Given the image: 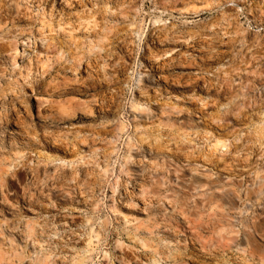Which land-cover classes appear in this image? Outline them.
<instances>
[{
  "label": "rangeland",
  "instance_id": "rangeland-1",
  "mask_svg": "<svg viewBox=\"0 0 264 264\" xmlns=\"http://www.w3.org/2000/svg\"><path fill=\"white\" fill-rule=\"evenodd\" d=\"M241 6L2 0L0 264H244L264 23Z\"/></svg>",
  "mask_w": 264,
  "mask_h": 264
},
{
  "label": "clouds",
  "instance_id": "clouds-1",
  "mask_svg": "<svg viewBox=\"0 0 264 264\" xmlns=\"http://www.w3.org/2000/svg\"><path fill=\"white\" fill-rule=\"evenodd\" d=\"M2 3V0H0ZM242 6L237 9V14L240 16H253L254 19H258L261 23H264V0H241ZM37 116L41 121H49L50 116L45 115L37 108ZM34 131V130H33ZM0 135H3V131L0 130ZM40 136L43 139L41 133L33 134V139ZM244 251L248 253L244 260V264H264V223L252 222L250 226L245 228V236L243 239ZM233 264H240V260L236 259Z\"/></svg>",
  "mask_w": 264,
  "mask_h": 264
},
{
  "label": "bare ground",
  "instance_id": "bare-ground-1",
  "mask_svg": "<svg viewBox=\"0 0 264 264\" xmlns=\"http://www.w3.org/2000/svg\"><path fill=\"white\" fill-rule=\"evenodd\" d=\"M9 46H10V50L12 51V52H17V47L15 46V43H13V42H10V44H9ZM81 102V101H80ZM77 103L76 105H77V108L75 107V111L78 109V110H81L80 112L81 113H83L84 112V114L85 113H88V112H92V111H90L91 109L89 108V105L85 102V103ZM83 102V101H82ZM72 107H74V106H72ZM91 107V106H90ZM68 108V107H67ZM73 109V108H72ZM71 109H66V108H64V110L62 109V111L60 112L61 113V115H64L65 116V114L67 115H69V113L71 112L72 113V111H70ZM74 113V112H73ZM76 113V112H75ZM79 113V112H78ZM67 115V116H68ZM66 116V117H67ZM70 116H72V115H69V117ZM65 117V118H66ZM67 119V118H66Z\"/></svg>",
  "mask_w": 264,
  "mask_h": 264
}]
</instances>
